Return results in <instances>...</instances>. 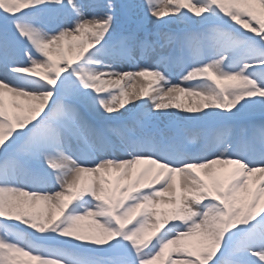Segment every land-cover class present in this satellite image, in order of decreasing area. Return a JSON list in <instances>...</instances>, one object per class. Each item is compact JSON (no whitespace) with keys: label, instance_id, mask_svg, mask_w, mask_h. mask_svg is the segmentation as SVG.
Here are the masks:
<instances>
[{"label":"snow or ice","instance_id":"1","mask_svg":"<svg viewBox=\"0 0 264 264\" xmlns=\"http://www.w3.org/2000/svg\"><path fill=\"white\" fill-rule=\"evenodd\" d=\"M0 264H264V0H0Z\"/></svg>","mask_w":264,"mask_h":264},{"label":"rangeland","instance_id":"2","mask_svg":"<svg viewBox=\"0 0 264 264\" xmlns=\"http://www.w3.org/2000/svg\"><path fill=\"white\" fill-rule=\"evenodd\" d=\"M141 0H119L117 3H140ZM138 18L134 12L129 13L127 16H121L118 19L119 30L123 33H127L137 27ZM149 29H153V24H148ZM167 30V29H165ZM139 81L131 82L138 84ZM145 83V82H144Z\"/></svg>","mask_w":264,"mask_h":264},{"label":"bare ground","instance_id":"3","mask_svg":"<svg viewBox=\"0 0 264 264\" xmlns=\"http://www.w3.org/2000/svg\"><path fill=\"white\" fill-rule=\"evenodd\" d=\"M139 82H138V84H133L132 83V86H133V88L136 90V91H139L140 90V88L142 87V86H144L145 85V81H142V80H138ZM131 90V89H130ZM182 99V102L185 104V105H187L188 104V100L186 99V98H181ZM174 111H178V110H174ZM139 167H144L143 165H141V166H138V168ZM198 174H200L201 176H202V173H200V172H198ZM115 176H116V174L115 173H113L112 174V176L110 177L111 179H115Z\"/></svg>","mask_w":264,"mask_h":264}]
</instances>
